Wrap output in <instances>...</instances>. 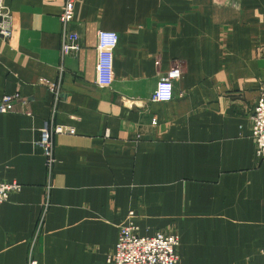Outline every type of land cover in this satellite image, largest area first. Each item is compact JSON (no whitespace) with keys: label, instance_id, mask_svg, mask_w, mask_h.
<instances>
[{"label":"crops","instance_id":"1","mask_svg":"<svg viewBox=\"0 0 264 264\" xmlns=\"http://www.w3.org/2000/svg\"><path fill=\"white\" fill-rule=\"evenodd\" d=\"M0 0V264H111L119 230L179 238V264H263L264 160L251 120L264 83V0ZM114 31V79L96 84V34ZM181 68L173 97L151 101ZM54 84L56 92L50 89ZM51 125L53 163L37 141Z\"/></svg>","mask_w":264,"mask_h":264},{"label":"built area","instance_id":"2","mask_svg":"<svg viewBox=\"0 0 264 264\" xmlns=\"http://www.w3.org/2000/svg\"><path fill=\"white\" fill-rule=\"evenodd\" d=\"M75 0H63L59 19L62 26L63 54H69L80 49L77 35L69 30L73 20ZM11 16L8 10L0 4V37L7 40L11 36ZM96 84L109 87L114 79L113 58L114 49L118 44V34L109 30H98L96 34ZM181 76V68L173 66L162 74L152 93L151 101L167 102L173 97V85ZM50 89L56 92L54 84L49 83ZM18 96L6 95L0 102V112L7 111L8 105ZM251 137L254 144V156L264 160V83L259 87V94L250 116ZM73 133L72 128L61 125L45 126L37 141L43 154L47 158L50 168L52 158V136L56 133ZM21 184L17 181H3L0 173V204L7 200L12 192H18ZM179 238L177 234L157 231L154 235L145 236L139 232V227L130 222L123 225L118 234L113 250L107 255V262L111 264H179ZM34 243L29 250L28 264H38L33 256ZM264 255V252H263ZM264 264V260H263Z\"/></svg>","mask_w":264,"mask_h":264}]
</instances>
